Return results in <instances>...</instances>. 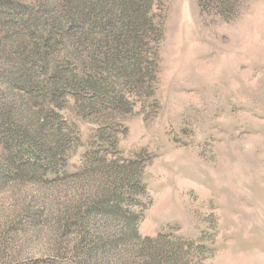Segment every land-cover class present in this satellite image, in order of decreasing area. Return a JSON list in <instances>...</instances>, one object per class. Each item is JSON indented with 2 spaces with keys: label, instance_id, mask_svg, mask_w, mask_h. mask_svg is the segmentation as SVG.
I'll list each match as a JSON object with an SVG mask.
<instances>
[{
  "label": "rangeland",
  "instance_id": "rangeland-1",
  "mask_svg": "<svg viewBox=\"0 0 264 264\" xmlns=\"http://www.w3.org/2000/svg\"><path fill=\"white\" fill-rule=\"evenodd\" d=\"M150 18L115 106L20 87L0 20V264H264V0Z\"/></svg>",
  "mask_w": 264,
  "mask_h": 264
},
{
  "label": "trees",
  "instance_id": "trees-1",
  "mask_svg": "<svg viewBox=\"0 0 264 264\" xmlns=\"http://www.w3.org/2000/svg\"><path fill=\"white\" fill-rule=\"evenodd\" d=\"M153 0H0L4 42L16 61L18 85L53 102L68 92H89L108 101L120 89L138 90L149 80ZM156 26V27H155ZM149 53V57H146ZM155 58L156 55L154 54ZM42 75L43 83H36ZM124 106V105H123Z\"/></svg>",
  "mask_w": 264,
  "mask_h": 264
}]
</instances>
